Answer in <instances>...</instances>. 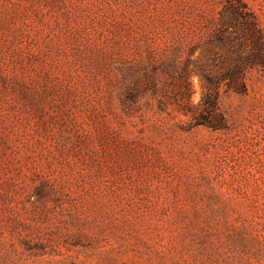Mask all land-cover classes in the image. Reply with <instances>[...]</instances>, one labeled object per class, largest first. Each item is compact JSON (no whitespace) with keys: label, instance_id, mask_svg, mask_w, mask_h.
Segmentation results:
<instances>
[{"label":"rangeland","instance_id":"rangeland-1","mask_svg":"<svg viewBox=\"0 0 264 264\" xmlns=\"http://www.w3.org/2000/svg\"><path fill=\"white\" fill-rule=\"evenodd\" d=\"M224 1L0 0V264H264V69L193 126Z\"/></svg>","mask_w":264,"mask_h":264},{"label":"trees","instance_id":"trees-1","mask_svg":"<svg viewBox=\"0 0 264 264\" xmlns=\"http://www.w3.org/2000/svg\"><path fill=\"white\" fill-rule=\"evenodd\" d=\"M192 51L193 48L188 55H192ZM203 53L212 69L204 67L206 63L202 62L200 75L205 93L200 102L202 109L192 114L193 126L224 129L226 120L218 101L220 86L225 83L226 90L244 92L248 72L254 68L264 69V31L257 16L243 0L224 1L214 28L205 40ZM188 59L181 61L174 56L167 69L175 87V98L184 110L190 111L193 69H190L189 62L186 63ZM153 83L154 90L158 91L156 79Z\"/></svg>","mask_w":264,"mask_h":264}]
</instances>
